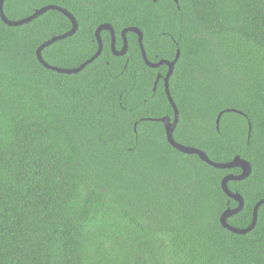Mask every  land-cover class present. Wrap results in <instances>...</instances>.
<instances>
[{
  "label": "trees",
  "instance_id": "obj_1",
  "mask_svg": "<svg viewBox=\"0 0 264 264\" xmlns=\"http://www.w3.org/2000/svg\"><path fill=\"white\" fill-rule=\"evenodd\" d=\"M49 4L79 23L43 49L53 66L90 59L103 23L118 49L125 28H141L152 62L180 48L174 137L216 162H251L229 181L245 204L228 222L248 227L264 197V0H5L4 12L19 20ZM72 27L57 9L16 26L0 14V264H264V203L246 234L220 219L239 205L222 179L242 169L167 138L168 66H149L133 31L115 55L105 29L83 70L46 67L38 47Z\"/></svg>",
  "mask_w": 264,
  "mask_h": 264
},
{
  "label": "water",
  "instance_id": "obj_2",
  "mask_svg": "<svg viewBox=\"0 0 264 264\" xmlns=\"http://www.w3.org/2000/svg\"><path fill=\"white\" fill-rule=\"evenodd\" d=\"M4 2H5V0H0V14H1V17L4 20V22L9 24V25H12V26L22 25V24L28 23V22L34 20L35 18L39 17L41 14H44L46 11H48L50 9L60 10L63 13H65L71 19L72 24H73V27L71 30H69L65 33L51 37L50 39L44 41L37 49V57L46 67H49L51 69H54V70H57V71L63 72V73H77V72L83 70L90 62L94 61L101 54V52L103 50V46H104L102 35H101V32L103 30L107 29V30L111 31L113 53L115 55H120V56L125 55L128 51L127 32L133 31V32L137 33L138 37H139V43L141 46L142 54H143V57H144L146 63L153 68H158L162 65L168 66V72L165 76V86H166V93H167L168 98H169V100L173 106V109H174V119L172 120L170 116H163V117L159 118V120H161L165 125L166 134H167V138H168L169 142L175 148H177L178 150H180L182 152L190 153V154H198L204 161L208 162L209 164H211L215 167H218V168L240 167L242 169L241 173H239V174L230 173L222 179L221 184H222V188H223L224 192L229 197L238 201L239 205L236 208H227L222 213L220 219H221L222 225L226 229H229L230 231L235 232V233L246 234L247 232L254 229V227L256 226V223H257V219H258V210H259V207L264 203V197L262 199H260L257 202V204L255 205L253 221L248 227L240 228V227L233 226L228 222V218L233 216L234 214L240 212L243 209L244 204H245L243 196L239 192H233L229 188V181H231V180H242V179L247 178L252 172L251 162L245 158H242L240 155H237L231 161L216 162V161H213L207 155V153L204 150L197 148V147H194V146L184 145V144L178 142L174 137V130L178 124L180 113H179V109H178V107H177L176 103L174 102V99L171 95V91H170V87H169V80H170L171 75L174 72L175 65H176L177 60L180 56V48H178L176 57L173 60L161 59L157 62H152L151 60H149V58L147 56V52H146V49H145V46L143 43L144 34H143V31L141 28H139L137 26H129V27L125 28L122 31L124 43H123L122 48L118 49L116 46V33H115L114 27L110 23H103V24L99 25L97 30H96V37H97V40L99 43V48H98L97 52L90 59L83 62L80 66L74 67V68H63V67L53 66V65L49 64L43 58L42 51L45 47L49 46L53 42L60 40V39L67 38L68 36L73 35L78 30V27H79V23H78L77 18L66 8L58 6V5H54V4H49V5H45L39 9H37L33 14H31L25 18H22L19 20H11L6 16V14L4 12ZM160 77H161V74H158V77H157L156 82H155V89L157 87V83H158V80ZM227 110H229V109H227ZM223 113H224V111H221L218 115V119H217L218 128H219L221 116L223 115Z\"/></svg>",
  "mask_w": 264,
  "mask_h": 264
},
{
  "label": "flooded vegetation",
  "instance_id": "obj_3",
  "mask_svg": "<svg viewBox=\"0 0 264 264\" xmlns=\"http://www.w3.org/2000/svg\"><path fill=\"white\" fill-rule=\"evenodd\" d=\"M121 48H122V47H121ZM121 48H120V49H121ZM167 72H168V70L166 71V74H167ZM159 74H160V73H159ZM161 76H162V75H161ZM165 76H166V75H165ZM165 76H164V79H165Z\"/></svg>",
  "mask_w": 264,
  "mask_h": 264
},
{
  "label": "clouds",
  "instance_id": "obj_4",
  "mask_svg": "<svg viewBox=\"0 0 264 264\" xmlns=\"http://www.w3.org/2000/svg\"><path fill=\"white\" fill-rule=\"evenodd\" d=\"M257 204V203H256Z\"/></svg>",
  "mask_w": 264,
  "mask_h": 264
}]
</instances>
